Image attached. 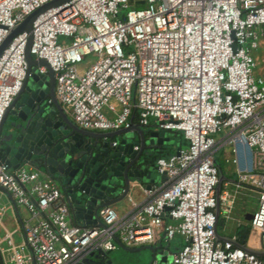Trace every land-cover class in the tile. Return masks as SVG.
<instances>
[{"label":"built area","instance_id":"built-area-1","mask_svg":"<svg viewBox=\"0 0 264 264\" xmlns=\"http://www.w3.org/2000/svg\"><path fill=\"white\" fill-rule=\"evenodd\" d=\"M48 1L0 0V44ZM31 35L29 53L52 69L55 96L79 127L113 131L134 121L180 132L186 145L156 157L163 180L144 189L142 203L125 214L100 208L104 226L75 223L49 173L0 162V264H80L113 250L114 236L138 245L158 232L183 239L170 264H264L214 230L217 199L228 219L247 188L258 195L248 235L264 250V74L255 77L253 55L264 40V0H66L41 11ZM28 36L16 34L0 53V119L31 74ZM87 55L95 60L79 72ZM225 147L235 179L217 194L215 153Z\"/></svg>","mask_w":264,"mask_h":264},{"label":"water","instance_id":"water-1","mask_svg":"<svg viewBox=\"0 0 264 264\" xmlns=\"http://www.w3.org/2000/svg\"><path fill=\"white\" fill-rule=\"evenodd\" d=\"M64 1L50 0L29 13L0 44L1 53L16 34L23 31L29 33L24 55L27 73L31 74L25 77L19 93L0 119V162L12 169L31 164L49 173L59 186L75 223L104 226L98 213L100 208L124 200L135 186L145 189L155 183L152 173L156 171L155 163L147 161L142 151L164 145L170 137L166 135V130L156 128L149 131L147 138L142 126L134 121L129 127L113 131L87 130L79 127L66 113L54 93V72L44 59H35L29 53L35 17L46 8ZM38 65H44L47 73L35 71ZM129 132H137L139 137L127 139L124 134ZM113 141H116L115 145ZM215 165L218 168V194L223 180L228 178L216 159ZM160 177L163 178L162 175ZM219 210L217 199L215 238L231 240L245 251L264 257V250L247 247L244 238H231L218 233ZM251 217V213L245 214V220ZM114 240L117 245L123 246L116 236ZM144 248L152 252L150 264L155 259L166 261L168 258L165 250L154 246ZM105 256L106 252L100 249L92 251L80 264H112Z\"/></svg>","mask_w":264,"mask_h":264},{"label":"crops","instance_id":"crops-1","mask_svg":"<svg viewBox=\"0 0 264 264\" xmlns=\"http://www.w3.org/2000/svg\"><path fill=\"white\" fill-rule=\"evenodd\" d=\"M260 46H263V48H264V40L261 42ZM257 58H258L259 62L263 63V65L259 71L260 72L264 71V60H263L264 55H262L261 58H259L257 56ZM262 74H264V73H260V75H262ZM145 128H147V129H145ZM142 129L144 130L145 136L148 138L149 137V135H148L149 131L156 129V128L153 127L152 125H150V126H142ZM169 134H170V136H174L172 131H167L166 135L168 136ZM124 135H127L126 136L127 139H130V140H132V139L134 140V139H137L139 137V134L137 132H131V133L129 132V133H126ZM174 138H176V137L174 136ZM114 140H116V138H114ZM165 146H166V144L161 145V146H157V147H148L142 151V156L145 157V159L147 161H151L152 163H155V159H156V157H158L157 156L158 150H162L161 147H165ZM178 147H179L178 144H176L175 150ZM170 153H173V151L168 150L167 152H164V154L160 155V156H166ZM225 161H226V157H225ZM227 170H229L228 167H227ZM233 172L234 171H233V167H232V170H230L228 172V174L233 173ZM152 173H153V178H154L155 184L159 185L162 182L163 178L160 177V174L157 171H153ZM226 180L232 181L233 179L229 178ZM229 188H233V185L231 184L229 186ZM129 197L131 198L132 201L129 200ZM144 199H145L144 189L139 187V186H135L129 191L128 196L124 200L119 201L117 203H114L111 206L113 208H115L117 210V212H119V210H120L121 213H119V214H125V213L131 211L133 208H135L138 204L142 203L144 201ZM133 203H135V205ZM234 204H235V200H234L232 207L234 206ZM232 210H233V208H231V213L229 214V218L228 219L224 218V220H222L223 222L221 223V225H222V230L224 231V233H219V232L218 233L222 236H228L231 238L242 237V238H244V244L250 248H253L251 238H249V235H248L249 233L247 234V236H243L244 232L241 231L243 228V222L240 221L239 218L235 219V223L233 224L234 226L225 225L226 223H224V222H228L229 220L233 219ZM5 216H6V214H5ZM11 217H12V215L10 212V215H8L7 218L4 217L5 221L10 220ZM168 220L169 219L167 218L166 221H168ZM226 220H228V221H226ZM218 222H219V219H218ZM248 224H249V220H248ZM174 237L172 239H174ZM172 239L167 240L164 237L163 232H158L155 235V238L153 240L148 241L146 243H142V244H138V245H125V244H123L122 247L117 245L113 250L106 252L105 257H106V259H109L112 264H150L152 252L149 249L144 248V247L145 246H154V247H157L156 249L160 248L161 250L167 251V257L168 258L166 261H162L161 258L155 259L153 261H157L159 264H170L171 254L176 252L179 249L178 247H180V245L183 243V240H182V243L180 245L178 244L179 245L178 246L177 244H175V242L171 241ZM219 240L222 241L221 239H219ZM162 246H163V248H162ZM143 250H146V251H143ZM153 263L154 262H152L151 264H153Z\"/></svg>","mask_w":264,"mask_h":264},{"label":"rangeland","instance_id":"rangeland-1","mask_svg":"<svg viewBox=\"0 0 264 264\" xmlns=\"http://www.w3.org/2000/svg\"><path fill=\"white\" fill-rule=\"evenodd\" d=\"M138 6H142V4L138 5ZM132 7H135L134 5H132ZM122 13L125 12V10H122L121 11ZM64 38L66 41H69L68 38H65V37H62ZM253 55L254 56H258L259 58L262 57V55H264V48L263 46H259L257 49H255L253 51ZM95 60V56L94 55H87L81 62L79 63H76V68L79 72H83L84 69L87 68V66L92 63L93 61ZM260 64L258 65V67L255 69V77L259 76L260 75V69L263 65V63L259 62ZM11 119V115L8 116V120ZM155 127V126H153ZM155 128H158V127H155ZM147 129V128H145ZM6 130H4L5 132ZM170 138L168 140V142L166 143V146H167V149L164 150V152H167L168 150L170 151H173L175 152V148H176V144H177V139L174 138V136H170V134L168 135ZM218 136V135H216ZM184 147V146H183ZM228 156V150L227 148H220L216 153H215V159L217 161V163H219L223 169V171L228 174V172L230 170H232V166L229 162H226L225 161V157ZM227 167L229 170H227ZM233 177L234 178H231V179H235V174H233ZM229 179V177H227ZM257 193L252 191V190H249L247 188H239L235 194V204L234 206L232 207L233 210H232V217L233 219L232 220H226L228 222H224L226 223L225 225L227 226H234L233 224L235 223V219L236 218H239L240 221L243 222V226L248 223L247 220H245V214L246 213H252L255 208H256V204H257ZM21 210H22V213L23 215H26V212L24 209H22L21 207ZM118 213H121V211L119 210ZM10 215V212L8 211L6 213V216L5 218H7V216ZM222 220H224V216H223V213L222 211H220V216H219V222H218V225H217V229H218V232L219 233H224V231L222 230V225L221 223L223 222ZM7 226L10 230L14 229V226L10 223V221L8 220L7 221ZM15 240L18 241L19 237H18V234H15ZM182 237L180 235H176L174 237V239H172L171 241L175 242V244H181L182 243ZM4 245V244H2ZM178 245V246H179ZM180 248V247H179ZM143 251H146V250H143Z\"/></svg>","mask_w":264,"mask_h":264},{"label":"trees","instance_id":"trees-1","mask_svg":"<svg viewBox=\"0 0 264 264\" xmlns=\"http://www.w3.org/2000/svg\"><path fill=\"white\" fill-rule=\"evenodd\" d=\"M138 5H140V3L139 4H136L135 5V7H139ZM173 134H174V136L176 137V139H177V144H178V146L180 147V146H185L186 145V140L183 138V136L180 134V132H177V131H173ZM162 148V150H158V153H157V156H160V155H163L164 154V150L165 149H167V146H165V147H161ZM221 166V165H220ZM221 169H222V167H221ZM223 170V169H222ZM223 173L227 176V177H229V178H234L233 177V174H235L234 172L233 173H229V174H226L224 171H223ZM241 231H243L244 233H243V236H247V234L249 233V231H250V225L248 224V223H246L244 226H243V228H242V230ZM183 244V243H182ZM182 244L180 245V247L182 246ZM179 248V247H178ZM264 258V257H263Z\"/></svg>","mask_w":264,"mask_h":264},{"label":"clouds","instance_id":"clouds-1","mask_svg":"<svg viewBox=\"0 0 264 264\" xmlns=\"http://www.w3.org/2000/svg\"><path fill=\"white\" fill-rule=\"evenodd\" d=\"M224 181V180H223Z\"/></svg>","mask_w":264,"mask_h":264}]
</instances>
